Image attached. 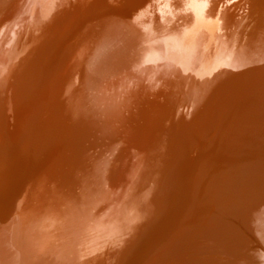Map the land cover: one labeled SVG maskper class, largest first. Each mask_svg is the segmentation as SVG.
Here are the masks:
<instances>
[{
    "label": "bare ground",
    "instance_id": "bare-ground-1",
    "mask_svg": "<svg viewBox=\"0 0 264 264\" xmlns=\"http://www.w3.org/2000/svg\"><path fill=\"white\" fill-rule=\"evenodd\" d=\"M13 1H11V3ZM56 1L57 0H18V4L14 9L17 11L19 10V16H16L12 20V16L8 15L10 17H7L8 21L6 22L7 18H3V16L7 14L6 12L8 10V6L11 3H9L10 0H0V10L4 6H7L4 8V13L0 16V18L5 19L6 22V24H3L2 29H0V90L3 87V79H5L1 76V73H3L4 70L8 69V67V73L10 72L9 74L10 77H12V80H10L9 76H6V79L9 78V80L11 81L10 85L11 87H13V91L17 88L19 89L18 92L15 90L18 94L13 95L11 93L14 98H7L11 101L12 99H14L15 103L9 101V105L10 103L13 104L15 109L12 107V105L10 107L14 110L13 114H16L15 111L19 113L17 114L19 119L16 116L15 119L17 120V123H15V129L13 127V129H10L11 126H9V124L11 123L7 122V127H10L9 129L13 130V133L10 135H6L3 138L0 137V148L2 147L1 149H3L4 153L6 152L8 154H4L6 155L4 161H0V187L4 186V182H6L4 181V179L7 177V171H9L12 166H15L16 164L21 166L23 161L29 158L32 154H34V156L37 155V158L38 155H41L44 159V168L40 166L43 168L41 175L37 179V177L35 176H38V174H36L34 178H36L37 181L36 179L32 178L33 182L30 180V182L28 183L30 184L32 182V185H28V189H26L25 191L23 190L24 193H22L23 195H25L26 202L24 201V204H28L29 207H24L23 210L19 212L20 214H18L17 212L15 216H12V220L9 221V227L13 228V237L14 235H20L21 237V245H19L18 243L20 247L17 246V248L19 247V249L16 250L17 254L14 255V258L16 257L17 259H14L12 263V254V259L9 260L11 263L9 264H29V262L30 264H104L103 260L105 258V255L109 256V259L111 256V254L108 255L109 253H111V249H109L107 244L112 241L114 243L115 249L127 244L130 241V238H132L130 237L133 230L131 224L137 222L138 226H145L146 228L142 234V238L146 239L145 247L136 258L133 257L135 253L131 257H129L128 255L131 253V247L133 243L130 244L131 246H129L127 250H125L126 252L123 251L125 252L124 256L122 255L123 264L130 263L131 260H134L132 264L140 262L142 260V256L150 249L152 250L154 247H156V245L164 247L163 251L166 254V252H168L170 249L176 250L177 248H183L186 245L191 246L192 243L195 244V239L191 238L194 235L188 237L184 234V225H182L185 224L184 219H170L168 223L161 224L156 230V233L154 231V225H157L160 222L163 216V212L165 211L163 209V206L167 205L166 203H168V200L174 191L177 192L181 189V187L179 188V185H177L178 178L177 180H175L174 176L177 174V170L175 169V167H171V163H173V160L176 161V156H178L179 149L181 148H179L181 140H177V136H175L176 139L174 140V142L170 143L167 148V155L169 156V160H171V163L166 165L169 166V168L165 166L166 170H161V172L155 173L156 176L158 174L161 176V178L157 176L156 182L158 184L155 185V183L151 188L155 190L153 191L155 195L153 197L150 196V198H147L145 200V209L138 210V206L134 204L131 214L128 213L127 215H125L129 207L128 205H130L132 202H130L129 200L132 198H137V195L135 194L136 192L134 191H136L139 185H134V187L131 186L129 188L131 192H128L126 204L122 205L123 202H121L120 200L121 203L118 201H114L116 204L119 203L116 206L111 205L112 207H108L107 205L109 204L106 205L105 200L108 199V194L111 192V190H114H110V186L108 185L109 182H107L109 178L108 175L110 173L107 171L109 169L107 162H110L108 161L109 158L111 161H113V169L111 171L112 178L120 179L121 175L123 176L124 174L123 166L126 163V159H124L126 157L119 156L118 158H114V160L116 159L114 161L113 159H111L113 158L111 155L117 147L118 143L122 144L121 141H123L124 138L121 137H124L125 135H132V137H134L138 141L137 144L142 143H140V139L146 138V140L143 141L144 143L141 144L143 145L144 149H142V151L140 152V157L146 155V149L148 150L149 147H153L154 140L152 139V136L148 138L147 131L154 125L151 126L148 123L145 127L146 124L144 125L142 123L144 125L142 126L141 121L142 119L144 120V118H146L149 112L152 119L154 120L157 119V117L153 118V114H155V116L159 115L157 110L158 105H152V103H155V100L150 101V99H152L155 93L158 91L157 89L156 92L154 91L157 84L154 88V86H151V84L153 83L150 84L151 80L148 81L147 79H142L140 74H138V69L134 62H137L138 60V64L143 62V60L145 59V53H147L146 49L151 46V43L153 44V46H156L159 49L167 50V48L170 47V38L173 36V34L182 32L185 25L183 28H181V25H183L184 22H188L192 17L198 18L203 25V22H206L212 15L218 14L222 11V9L224 10L225 8H227V16L230 18V15H233L234 17L235 13L242 10L244 6L247 7L249 1L251 0H68V4L65 1L66 4H64L66 6L64 8H66L65 11L67 12V15L65 20L66 26L64 27L66 28L64 29V31L66 30L64 43H66V41H69V46L67 44L68 47L59 52V55L61 56L59 59L63 62L64 68H67L69 70L67 73V69H65V73L70 74L62 75L59 79V76L57 77L56 75L57 79H54L53 77L52 79L48 74L52 72H47L50 80H43L44 78L42 79L41 76H39V73L41 72H39L38 66L37 69H33L34 71H32L31 67H33V61L30 59L32 55L27 58L26 55L24 53H20L19 50H24V48L28 49L33 46V42L35 41L38 32L40 34L42 27H44L46 23L45 21L48 20L52 2H54L55 4ZM16 3L15 1L14 4L12 3L14 5L12 6V8L15 7ZM129 3H131L133 6V8L130 9V12H132L135 16L130 14L129 11L126 10L127 4ZM72 5L73 9L70 7ZM76 5L78 8L76 7ZM252 7L254 8V6ZM12 8L9 9V13H11L10 11ZM246 9L248 10V7ZM32 12H35V14L33 15L35 18H28L27 14ZM126 13L130 17L126 15ZM255 16H257V14ZM21 17L24 19V22H22V24L24 25L16 26L15 21L19 22L22 19ZM1 21L3 23L4 20ZM202 25L201 28H203ZM213 25L214 24L209 23V28H212ZM19 27H21V31L18 34L21 35L19 41H17L18 43L14 44L13 46L11 45L12 47L10 48V51H12V55L9 57V48L7 42L8 33L13 34L15 32V29ZM6 29L8 30L5 32ZM206 33H208V30ZM50 34L51 33H49V35ZM146 36L149 38H144ZM150 39L151 42H148ZM48 40H50V38ZM204 40L205 39H203L202 42H205ZM238 41L239 40H237V44ZM188 42L187 44L190 45ZM256 42L258 43L259 48L264 49V33L263 36L258 35V40ZM198 44L201 50L206 45L205 43V45L203 43L201 45V42H199ZM53 46H55V44ZM174 46L175 45H172V47ZM186 47H188V51H186L185 49V53H180L181 55H178V57L182 56V58L179 60L175 59L176 57H173V66H171L172 63L170 62L171 65L169 64L170 66H167V71H164V68L163 73L161 72L162 70L159 69L161 72L160 74L163 73V75L160 76L163 77L161 79L162 83H160V81L157 79L160 74L157 73L158 77H156V79L158 80V82H156L160 83V87L164 88L165 86H167L169 88L172 84L171 82H174V80L179 78V74L182 73L181 68L185 64V60L183 61V59H187L190 54L189 52L192 50L189 46ZM48 48L49 47H47L46 49ZM50 48L52 49V47ZM179 48L177 49V53L179 52ZM49 49L48 51H46L49 52ZM199 53L200 50L199 52L197 51V54L194 53V57L193 55H190V57L198 59L200 56ZM23 55H25V57H23ZM45 55L46 54H44V57ZM158 55L160 54L158 53ZM8 57L10 58L9 60ZM140 58L143 59L141 60ZM146 59L149 62L151 61V57L148 54L146 55ZM38 61L40 60H37V62ZM42 62H40L39 64H42ZM193 64H195V61ZM44 65L42 64L41 67H43ZM127 66H130L128 70H126ZM44 67L46 68V65ZM53 68L54 70L56 69L54 66ZM58 71L56 73H59ZM60 72H63V70ZM156 82L154 81V84ZM246 82L249 83L248 81ZM28 84H30V87L27 86ZM250 86H253L252 81H250L249 87L248 84H246L245 88L250 89ZM160 87H158V89ZM164 89L166 91L167 88L165 87ZM6 91L10 92L8 88ZM13 91L11 90V92ZM153 91L155 92L154 95ZM249 93L247 92V95L245 94L247 99L249 98ZM156 94V96L159 95V93ZM163 94L164 96L166 95V93L164 92ZM7 95L9 97L10 93ZM160 96L163 95L160 94ZM0 98H2L1 91ZM157 99L160 100V98ZM235 99H237V96ZM238 100L240 99L238 98ZM161 101L163 100L161 99ZM3 102L6 105L8 104L5 101ZM150 102L151 104L149 105ZM247 103L248 102L244 101V104L242 106L240 105L241 108H239L237 105V111L234 114H245V111L249 110ZM234 105L236 106L235 103ZM10 107L7 106L5 107V109H9ZM150 107L152 110L150 109ZM13 110L11 109L7 112L9 114L11 112L12 114ZM11 114L9 116H11ZM7 116L8 115L6 114V118ZM8 119L9 122L12 120L10 118ZM152 119L150 120L151 123L153 122ZM66 121H68L67 134L65 139H62L63 141L60 142V135L64 130L63 128ZM155 122L156 121H154V123ZM0 125L2 124L0 123ZM144 127L146 128L145 130H143ZM9 129L8 132H10ZM0 131H3L2 126H0ZM149 133L151 134L152 132H148V134ZM131 142L134 141L131 140ZM155 142L156 141H154V144ZM58 145L61 149L64 146L62 152L63 154L60 153V156L56 157L55 159V155H57V149L55 148V150H53V147ZM0 153L2 154L3 152H1L0 150ZM138 154L139 145L135 149V152H133L132 149L130 150L129 157L132 158L133 155L137 156ZM139 156L137 158H139ZM37 158H33V162H35V159ZM30 159L32 158L30 157ZM41 160H39V162H41ZM25 164L26 162L23 165ZM41 165L43 164L41 163ZM33 167H36V165ZM40 167L38 166L39 169ZM16 168H18V166H16ZM125 169L127 170V167ZM12 171L14 173L13 169ZM12 171L10 170L9 172L12 173ZM138 172L139 170H134L133 172H131V176L133 177L134 174H137L136 178H138ZM13 176L15 175L13 174ZM119 179L117 183L120 182ZM140 179L138 180V183ZM69 180L70 184L68 183ZM134 182L135 179L132 183ZM22 183L24 184V181H22ZM113 186L114 185L112 184L111 188H113ZM7 188L5 189L2 187L4 191L7 190ZM119 192L117 191V194ZM6 193L8 194V192ZM260 197L262 198V196ZM3 198L5 197L3 196ZM3 198L2 201L5 200ZM22 198L24 199L23 196L21 197V199ZM122 200L124 199L122 198ZM193 201L194 208L196 210L198 208L201 210V199L193 197ZM18 202H20V200ZM109 202H111V199ZM20 203L22 204V202ZM18 205L19 204H15V207ZM19 206H21L22 209V205ZM215 206H217V204ZM113 207L114 210H112ZM12 208H14V206H12ZM12 208L10 207V209ZM135 213L140 214V216L136 217ZM45 216L48 218H46ZM193 216V219H196L197 222H199L198 225H200V230L195 235L198 236L202 231V218L200 217V214L197 217H195V215ZM8 217H10L9 214ZM43 217L45 219H50L51 228L53 229L54 233L46 241H40L41 243L37 244V247H35L34 245L37 242L34 241L35 238H33L32 235H35L37 232L35 230L34 231L36 233L33 231V227L36 228L35 225L37 224L41 225L42 228V226L44 225L43 222L41 223V220H45L42 219ZM117 225H119V227H117ZM15 228H17L18 232L15 230ZM166 228L168 229L165 232ZM45 230L47 231L49 229L45 228ZM152 230L155 233L154 236L149 233L150 231L152 232ZM40 231L41 230H39V232ZM50 233L52 234L51 231ZM261 233L262 237H264V223L263 230L261 229ZM152 243H154V245ZM2 251L3 250L1 248L0 264H2V261L5 262L7 259V256L3 257V253H1ZM121 254V252L118 253L119 258H121ZM159 255L163 256L164 254ZM78 256L79 258H77ZM157 257L159 258L158 255L156 256V258ZM156 258H152L153 261L157 260ZM160 259L161 258H159L158 260ZM213 259L214 258H212V260ZM46 260H50V262L46 263ZM190 260H184L183 258L178 260V263L195 264L196 260L194 261L192 260V258ZM106 263H108V258L105 264ZM116 263L118 264V262Z\"/></svg>",
    "mask_w": 264,
    "mask_h": 264
},
{
    "label": "rangeland",
    "instance_id": "rangeland-1",
    "mask_svg": "<svg viewBox=\"0 0 264 264\" xmlns=\"http://www.w3.org/2000/svg\"><path fill=\"white\" fill-rule=\"evenodd\" d=\"M11 1L13 0H10L9 3H11ZM14 1L16 3L18 0H14ZM14 1L12 2L13 4H14ZM65 1L68 4L69 2L68 0H64V1L57 0L55 4L54 2H52V7L50 8L51 11L49 13L48 20L45 21L46 23L44 27H42L40 34L38 32L37 37L35 41L33 42V46L28 49L24 48V50L23 49L19 50L20 53L22 54L24 53L27 58H29L30 55H32V57H30V59L33 61L32 63L33 67H31L32 71L37 69V66H38V70L39 72H41L39 73V76H41L42 79L44 78L43 80L45 79L48 80L50 77L57 79L58 76H59L58 77L59 79L62 75H66L69 71L67 68H64L63 62L59 59L61 57L59 55V52L61 50L66 49L69 46L68 44L69 41L68 42L66 41V43H64L65 41L64 38L66 34L65 33L66 30L64 31V29L66 28L64 27L66 26L65 20H66V15H67V12L65 11L66 8H64L66 6ZM12 3L10 5L8 4L9 6L6 12L7 14H5L3 18H7V17L9 18L10 16L8 15H11L12 16L11 19L13 20L16 16H19V10L17 11L14 9L16 8L18 2L13 8L12 6L14 5ZM70 5H71V2H70ZM263 5H264V0H251L249 1L247 5L248 10L246 9L247 7L244 6L242 10L235 13L234 17L233 15H230L231 16L230 18L227 16V8H225L224 10L222 9V11L219 12L218 14L212 15L206 22H203V25L198 18L192 17L191 19H189L188 22L186 23L184 22L183 25H181V28H183L185 25L184 30L182 32L180 33L178 32L179 34L178 33L173 34V36L170 38L171 39L169 43L170 47H168L167 50L159 49L156 46H153V44L151 43V46L146 49L147 53H145V59L143 60V62L140 64H138L139 60L137 62H134L137 66L138 74H140L142 79L144 80L147 79L148 81L151 80L150 84L151 83L154 84V81L158 82V80L160 81V83H162L161 79L163 77H160V76L163 75L164 71L168 70L167 66L171 65L170 62L172 63L171 66H173L172 60H174L175 57H176L175 59H178V60L181 59L182 56L178 57V55H181L180 53L182 52L185 53V49L186 51H188L187 50L188 47L186 46H189L192 49L189 52L190 54L188 53L189 54L188 58L183 59V61L185 60L184 61L185 64L181 68L182 73L179 74L178 79L174 80V82L172 81L171 82L172 84L170 83L171 84L169 87L170 89L167 86H165L167 88L165 91L164 89L165 87L164 88L160 87L159 86L160 83H157V82L154 85L151 84V86L152 87L154 86V88L156 84L158 85V86L156 85V88L154 89V91L156 92L158 90L156 93H159V95L156 96L157 94L153 91V95L154 93L155 95L153 96V98L151 97L152 99H150V101L155 100L154 101L155 103H152V105L154 106L155 104L156 106L158 105L157 106L158 108L157 107L156 108L158 110L159 115L155 116V114H153L152 112V114L155 116V117L153 116V118L157 117V119L154 120L152 119L150 112H149L146 118H144V120L142 119L141 125L144 126L146 124L145 127L147 126L148 123L151 126L154 125L152 126L153 128L149 126L151 128L149 129L150 131L146 130L148 138L152 136V139L156 141L155 144L153 141V147H149L148 150L146 149L145 150L146 155L140 157L139 156L141 155L140 152L142 151V149H144L143 145L141 144L144 143L143 141H145L146 138L140 139V143L141 142L142 143L137 144L138 141L134 137H132V135H125L124 137H121V138H124V140L121 141L122 144L118 143L117 147L115 148L116 151L114 150L113 152L115 154L113 153L112 155L110 154L113 157L111 158L113 160L114 158H118L119 156L126 157L124 158L126 159V163L123 166V171H124L123 173L125 175L123 174V176L121 175L120 179L118 178L120 181L119 182L120 184L117 183L118 182L117 178L116 179L112 178L111 171L113 169V166H112L113 161H111L109 158L108 161L110 162L109 163L107 162L109 169L107 171L110 173L108 175L109 178L107 182H109L108 185L110 186V190L111 189H114V190H111V192L108 194L107 196L108 199L105 200V203L106 205L109 204L107 205L108 207L109 206L112 207L114 205L116 206L117 204H119V203L116 204L114 201L120 202L121 200V202H123L122 205L126 204L128 192H131L129 188L131 186L134 187V185H139L136 191H134L136 192L135 194L137 195V198H132L129 200L130 202L131 201L132 202L131 204L129 203L130 205L127 204L129 207L125 215H127L128 213L131 214L133 210L132 207H134V204L138 206V210L145 209L144 208L145 200L147 198H150V196L153 197L155 195L153 193V191L155 190L151 188L155 183H156L155 185L158 184L156 182L157 176L161 178L160 175L157 174L156 176L155 173L161 172V170L162 171L166 170L165 169L166 167L169 168V166H166L171 163V160H169V156L167 155L168 154L167 148L170 143L174 142V140L176 139L175 136H177L178 138L177 140H181L180 141L181 143L179 145V148L180 147L181 148L179 149L178 156H176V161L173 160V163H171V167H175V169L177 170V174L174 176H175V180H177L178 178L177 185H179V188L181 187V189L177 192L174 191L171 194V197L169 198L168 203H166L167 205L163 206V209L165 211L163 212V216L160 222L157 225H154L155 227L154 231L156 233V230L158 229V227L161 224L168 223L170 219L172 220L184 219L185 224H182L184 225L183 226L184 234L188 237L191 235H194L191 238L195 239V242H196L195 244L192 243L191 246L186 245L183 248L182 247L177 248L176 250L170 249L168 252H166V254L163 251L164 247L156 245V247L154 248L151 247L153 249L152 250L150 249L149 251H147L142 256V260L140 262H137L136 264H143V263L145 264H151V263L180 264L178 263V260L183 259V258L184 260L185 259L190 260L192 258V260L194 261L196 260L195 264H243V263L244 264H261V263L264 264V253H263L264 252V237H262V233H261V229L263 230V223H264L263 222L264 221L263 220L264 218V197H263L264 196V193H263L264 192V189H263L264 188L263 187L264 186V138H263L264 137L263 136L264 135V130H263L264 129V122H263L264 121V49L259 48L258 43L256 42L258 40V35L263 36V33H264V20H263L264 19L263 18L264 17L263 15L264 7ZM252 6H254V8ZM5 7L7 6H4L3 8H1L0 16L4 13ZM70 7L72 8L73 5ZM10 8L13 9V10L11 9L10 11L11 13H9ZM131 8H133L132 4L131 3L127 4L126 10H128L130 14L134 15L132 12H130ZM12 11H13V15H12ZM34 14L35 12L29 13L27 14V17L35 18L33 16ZM256 14L257 16H255ZM126 15L128 14L126 13ZM8 18L6 22L8 21ZM1 20H4L3 23ZM6 22H5V19L0 18V29H2L3 24H6ZM22 22H24L23 18L19 22L15 21V24L16 26L24 25L22 24ZM209 23L214 24L212 28H209L210 27ZM201 25L203 26V28H201ZM7 30L8 29H6L5 32ZM60 30L62 31V33ZM207 30L209 34L206 33ZM20 31H21V27L16 28L13 34L8 33L7 42H8V48H9L8 49L9 57L12 55L11 53L12 51H10L11 50L10 48L14 44H17L18 43L17 41H19L21 34L19 35L18 33ZM58 32H60L61 34ZM49 33L51 34L49 35ZM46 38L48 39L50 38V40ZM144 38L147 39L149 37L146 36ZM203 39H205L204 40L205 42H202ZM237 40H239L238 44H237ZM148 42H151V39ZM187 42L190 45H188ZM199 42H201V45L202 43L203 44L205 43L207 46L204 44L205 47L201 50L199 48L200 46H198ZM54 44L55 46H53ZM171 44L175 46L172 47ZM56 45L58 46V48ZM263 45H264V42H263ZM47 47L49 48L52 47V49L48 48L49 52H47L48 51V49H46ZM53 48L55 51L53 50ZM178 48H179V52L177 53ZM180 49H181V52H180ZM199 50H200V53H199L200 56L198 59L196 58L197 60L190 57V55H193L194 57V55L197 54V51L199 52ZM46 52L49 54H47ZM158 53L160 55H158ZM169 53L172 55V57ZM35 54L37 55V57ZM44 54H46L45 57H44ZM147 54L151 57L150 62L147 61L146 59ZM25 55H23V57H25ZM48 55H49V58H48ZM52 55H53V58L55 57L54 58L55 60L52 58ZM9 57H8V60L10 59ZM36 59L40 61L37 62ZM140 59L142 60L143 58H140ZM194 61H195V64H193ZM40 62H42L43 65L45 64L46 68L44 67L45 65L43 66L44 68L41 67L42 64H39ZM53 66L57 70L56 69L54 70ZM127 67H126V70H128L130 66H127ZM65 69H67V71ZM159 69L162 70L161 71L163 72L162 74H160L161 72ZM8 70H9V67L8 69L4 70L3 73H1V76L5 78V79L1 78L3 79V87L0 90L1 97H2L0 98L1 99L0 100V117H1L0 123L2 124L0 126H2V130H3V131H0L1 138L13 133V130H10V129H13L16 126L15 123H17V120L15 118L16 116L18 117L17 114H19L16 111H15L16 114H13L14 106L11 103L9 105V101L15 103L14 99H12V101L7 99V98H12L13 95L18 94L17 92L19 91V89L17 88L15 89L17 92L14 90L15 91L14 93L13 87H11L10 85L11 84L10 80H12V77H10V74H9L10 72L8 73ZM62 70L64 73L65 71L67 73L64 74L63 72H60ZM57 71L59 73H56ZM47 72H52V73H48L50 77L48 76ZM157 73L160 74L159 75L160 78L158 77ZM6 76L7 77L9 76L10 80L9 78L6 79L7 78ZM156 77H158L157 78L158 80L156 79ZM103 78H106V77H103ZM7 81L10 83H8ZM246 81H248L249 83L250 81H252L253 86L252 87L250 86L251 87L250 89L245 88L246 84H248V87H249V83H247ZM27 86L30 87V84H28ZM158 87H160L159 88L160 91ZM7 88L8 90H10V92L6 91ZM11 90L13 92H11ZM161 91L166 93L165 95L166 97ZM247 92L249 93L248 99L246 97ZM6 93L7 94L10 93V96L8 97ZM160 94L163 96H160ZM236 96H237V99H235ZM155 97L156 99L160 98V100L159 99L156 100ZM238 98L240 100H238ZM161 99L163 101H161ZM3 101H5L8 104L6 105ZM244 101L248 102L247 105L249 107V110H246L245 114L243 115L239 113V115L241 116H239L238 114H234L237 111L236 110L237 105L239 108H241L240 105L242 106L244 104ZM234 103L236 104V106L234 105ZM150 104L151 102L149 103V105ZM11 105L13 108L10 107ZM7 106H9L10 108L5 109V107ZM11 109L13 110V112L12 114L10 112L11 116H9L10 114L7 111ZM6 114L8 115L7 118H6ZM12 117L15 119V121ZM8 118L12 120L9 122ZM150 118L153 120L152 123L150 121L151 120ZM154 121L156 122L154 123ZM7 122L11 123L9 124V126H11V128L9 127L10 129L7 127V124H8ZM145 127L143 128V130L146 129ZM7 128L9 129L10 132H8ZM63 129L64 130L62 131L60 135L61 137L60 142H62L63 141L62 139H65L66 137L67 130H68V121L65 122ZM148 132H152V133L151 134L149 133L150 134L149 135ZM131 140L134 142H131ZM138 145H139V154L137 156H134L135 155L134 154L133 157L130 158L129 157L130 150L132 149V151L135 152V149L138 147ZM140 145H141V148H140ZM1 148L0 150L3 153L2 154L0 153V161H4L6 157V155L4 154H7V153L6 152L4 153L3 149ZM55 148L57 149L56 151L57 155H55V159H56V157L60 156V153L63 152L64 146L62 149L60 148L59 145L55 146L53 147V150H55ZM32 155L34 156V154ZM32 155L30 156L32 159H30V157L27 158L26 160L23 161L21 166L17 164L15 166H12L10 170L12 171L13 169L14 173L13 171L12 173H10L9 172L10 170L7 171V174H6L7 177L6 176L5 177L8 180L5 178L4 181L6 182H4V186L0 187V197H1L0 199V249L2 248L3 250L1 252L3 253V257L7 256L6 261L5 262L2 261V264H9L11 262L13 263V260L17 259L16 257L14 258V255L17 254L16 250H18L20 247L19 245H21L20 243L21 237L20 235H14L13 237V234H12L13 228L9 227V221L12 220V216H15L17 212L18 214H20L19 212L22 211L24 207L26 208L28 206V204H24L25 195L22 194L24 193L23 190L25 191L26 189H28L29 187L28 185L30 184L32 185L33 179H36L34 178L36 174H38V176L36 175L35 177H37L38 179V177L41 175L42 170L44 168L43 157L41 155H38V158H37V155L34 157ZM138 156L139 158H137ZM33 158L38 159V160L35 159L36 163L33 162L34 161ZM170 159H173V158H170ZM39 160H41V162H39ZM29 161L31 164L29 163ZM91 161H92V157H91ZM25 162L26 164L23 165ZM41 163L43 165H41ZM32 165L33 166L36 165V167H33ZM37 165L39 167L42 166L43 168L40 167L39 169ZM16 166H18V168H16ZM126 167H127V170L125 169ZM134 170H137V171L139 170L138 178H136L137 174H134L133 177L131 176L132 175L131 172H133ZM13 174L15 176H13ZM10 175H12L13 177ZM134 179H135V182L132 183ZM139 179L140 181L138 183ZM30 180L32 182L28 184ZM22 181H24V184L22 183ZM111 182L115 187L113 186V188H111L112 186ZM68 183L70 184V180ZM24 185H25V188H24ZM2 187L5 189L8 187L7 190H5L6 192H8V194L4 191V189H2ZM13 187L14 188L16 187L17 189L16 188L14 189ZM115 188L116 189L118 188V189L116 190ZM119 189H120V192H119ZM117 191L119 192L118 194H117ZM261 192L263 195L261 194ZM123 193H124V197H123ZM111 194L115 196H112ZM3 196L5 198H3ZM22 196L24 197V199L23 198L21 199ZM260 196H262V198ZM193 197H197L201 199V204H200L202 206L201 210L199 208L197 210L194 208ZM2 198L5 200L2 201ZM122 198L124 200H122ZM110 199L112 203L109 202ZM17 200L18 201L20 200L22 204L18 202ZM14 202L16 205L17 204L22 205V209H21V206L19 205L15 207ZM216 204L217 206H215ZM12 206H14V208H12ZM10 207L12 209H10ZM112 210H114V207L112 208ZM10 213L11 214L13 213V214L11 215ZM8 214L10 217H8ZM199 214H200V217L202 218V219L200 218L202 221V224H201L202 231L200 235L195 236L200 230L199 229L200 225H198L199 222H197L196 219H193L194 218L193 215L197 217ZM135 216L136 217L140 216V214L135 213ZM42 219H45V218L43 217ZM203 220H204V223H203ZM42 222L44 225L42 226L43 229L41 228V225H37V224L35 225L36 228L33 227V231L35 230L37 232L36 233L34 231L36 233L35 235L36 236L38 235L37 237L39 238L38 239L34 234L32 235V237L35 238L34 241L37 242L36 244L34 243L35 247H37V244L41 243L40 241H43V242L46 241L54 233L53 229L51 228L50 219L41 220V223ZM131 225L133 227V230H132V234L130 237L132 238H130V241L127 244H125L124 246L118 247L117 249H115L114 243L112 241H110V243L107 244L109 249H111V253H109L108 255L111 254V256L109 259V256L105 255V258L103 260L104 264L107 261V258H108V263L106 264H117L116 262H118V264H123L122 258L124 256V253L126 252L125 250H127V248L131 246L130 244L132 243L133 245L131 247L132 248L131 253L128 255L129 257H131L135 253L133 257L136 258L142 252L143 248L145 247V240H146L142 238V234L146 228L145 226L143 227L138 226V222L133 223ZM117 227H119V225H117ZM45 228L49 230L46 231ZM167 229L168 228L165 229V232ZM15 230L17 231V228H15ZM39 230H41L40 232L42 233H40ZM50 231L52 232V234L50 233ZM154 231L152 230V232L150 231L149 233L152 236H154L155 234ZM41 234H44V235H41ZM40 238L44 240H41ZM261 241L263 244L261 243ZM154 243L152 244L154 245ZM17 246L19 247L17 248ZM119 252L122 253L120 255L121 258H119L118 256ZM159 254H162V255L164 254V255L161 256ZM157 255L159 256V258H161L160 259L161 261L158 260L159 259L158 257L156 258ZM11 256L13 257V259ZM211 257L214 259L212 260ZM252 257H253V260H252ZM77 258H79V256ZM152 258L153 259L156 258L157 260L153 261ZM11 259L12 261L10 262L9 260ZM214 260L215 261L217 260L216 263ZM49 262L50 260H46V263H49ZM133 262L134 260L133 261L131 260V262L127 264H132Z\"/></svg>",
    "mask_w": 264,
    "mask_h": 264
}]
</instances>
